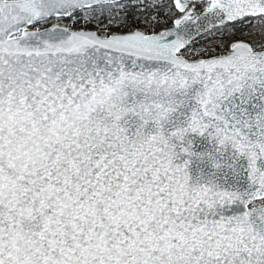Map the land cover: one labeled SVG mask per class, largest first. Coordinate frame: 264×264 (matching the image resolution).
I'll return each instance as SVG.
<instances>
[{
    "label": "snow or ice",
    "instance_id": "obj_1",
    "mask_svg": "<svg viewBox=\"0 0 264 264\" xmlns=\"http://www.w3.org/2000/svg\"><path fill=\"white\" fill-rule=\"evenodd\" d=\"M0 264H264V0H0Z\"/></svg>",
    "mask_w": 264,
    "mask_h": 264
}]
</instances>
